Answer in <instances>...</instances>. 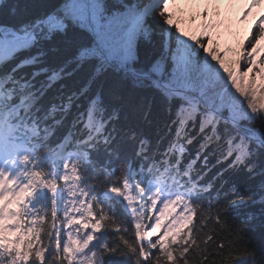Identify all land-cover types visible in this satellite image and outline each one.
Segmentation results:
<instances>
[{
  "label": "snow or ice",
  "instance_id": "snow-or-ice-1",
  "mask_svg": "<svg viewBox=\"0 0 264 264\" xmlns=\"http://www.w3.org/2000/svg\"><path fill=\"white\" fill-rule=\"evenodd\" d=\"M238 2L264 7L0 0V264H264V12L233 32Z\"/></svg>",
  "mask_w": 264,
  "mask_h": 264
},
{
  "label": "rangeland",
  "instance_id": "rangeland-1",
  "mask_svg": "<svg viewBox=\"0 0 264 264\" xmlns=\"http://www.w3.org/2000/svg\"><path fill=\"white\" fill-rule=\"evenodd\" d=\"M190 11H198L199 8H202L203 5H199L196 8H193L191 6H188ZM191 7V8H190ZM241 6L235 5L231 11L229 12V16L233 23V32H235L237 29H243L246 28L248 24L251 23V19H249L247 22L241 24L239 22V13L241 12ZM192 9V10H191ZM262 11L264 12V8H262ZM184 22L182 23V27L186 28L190 24L197 26L200 24V20L196 19L195 22H193L191 19H189L188 15L185 16ZM236 46V37L233 34L225 32L221 38V47L227 49L228 47H235ZM229 58H231V53L229 54Z\"/></svg>",
  "mask_w": 264,
  "mask_h": 264
},
{
  "label": "trees",
  "instance_id": "trees-1",
  "mask_svg": "<svg viewBox=\"0 0 264 264\" xmlns=\"http://www.w3.org/2000/svg\"><path fill=\"white\" fill-rule=\"evenodd\" d=\"M191 8V7H190ZM193 9V8H192ZM191 9V10H192ZM194 11V10H193ZM185 20V19H184ZM191 22H189V25L185 28L186 30H188V29H195V27L196 26H194V25H192V24H190ZM184 27V26H183Z\"/></svg>",
  "mask_w": 264,
  "mask_h": 264
}]
</instances>
